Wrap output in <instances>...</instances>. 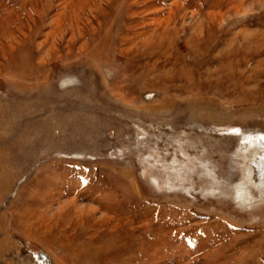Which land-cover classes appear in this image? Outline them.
<instances>
[{
    "label": "rangeland",
    "instance_id": "1",
    "mask_svg": "<svg viewBox=\"0 0 264 264\" xmlns=\"http://www.w3.org/2000/svg\"><path fill=\"white\" fill-rule=\"evenodd\" d=\"M262 157L264 0H0V264H264Z\"/></svg>",
    "mask_w": 264,
    "mask_h": 264
},
{
    "label": "water",
    "instance_id": "2",
    "mask_svg": "<svg viewBox=\"0 0 264 264\" xmlns=\"http://www.w3.org/2000/svg\"><path fill=\"white\" fill-rule=\"evenodd\" d=\"M262 167H263L262 169H264V159H263V161H262ZM37 256H38V258H39V259L37 258L38 261H41V260H42V263H43V264H48V263H47L48 258H47V256H46L44 253H38Z\"/></svg>",
    "mask_w": 264,
    "mask_h": 264
},
{
    "label": "bare ground",
    "instance_id": "3",
    "mask_svg": "<svg viewBox=\"0 0 264 264\" xmlns=\"http://www.w3.org/2000/svg\"><path fill=\"white\" fill-rule=\"evenodd\" d=\"M17 10V9H16ZM15 13V12H14ZM62 22V21H61ZM263 159H264V157H262V159H261V170H260V173H261V175H262V178H264V169H262L263 167H262V161H263ZM42 261V260H41Z\"/></svg>",
    "mask_w": 264,
    "mask_h": 264
}]
</instances>
